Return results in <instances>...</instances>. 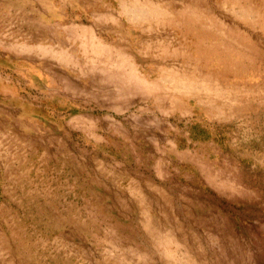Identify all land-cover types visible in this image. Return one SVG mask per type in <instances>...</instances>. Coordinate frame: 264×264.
Wrapping results in <instances>:
<instances>
[{"label":"rangeland","instance_id":"obj_1","mask_svg":"<svg viewBox=\"0 0 264 264\" xmlns=\"http://www.w3.org/2000/svg\"><path fill=\"white\" fill-rule=\"evenodd\" d=\"M257 1L0 0V43L18 50L26 47L31 39L28 19L24 20L28 16L30 20L36 17V30L38 15L42 20L43 15H70L71 19L62 20L68 23L65 32L76 35L87 29L88 37L79 34L84 38L79 45L47 46L35 54L63 60L64 75L79 83L83 82L80 73L86 74L89 64L106 60L117 68H129L121 75L106 74L115 82L126 78L127 93L144 90L146 83L135 71L137 63L157 72L146 86L150 94L158 82V92L153 91L150 98L158 108L142 111L140 101H132L122 114L105 120L100 116L94 125L77 123L80 117L74 114L87 110L86 103L80 99L81 109H74L70 104L74 100L65 94L85 96L86 92L84 86L79 91L77 85L70 89L63 77L64 96L56 102L61 101L63 124L66 118L68 123L61 133L53 138L44 131H20L27 125L17 118L14 131H0V261L11 252L21 262L49 264V257L62 255L52 237L67 231L78 239L79 264H264V7L258 8ZM99 12L107 16H89ZM181 15L194 21L202 35L220 33L223 42L228 41L225 35L230 30L234 39L255 45L261 56L257 54L252 64H223L224 58L208 54L214 39L175 22ZM124 23L126 37L119 31ZM122 38L129 46L126 50ZM32 39L39 40L37 36ZM81 62L84 66L77 68ZM14 72L16 96L34 101L37 88L29 85L27 77L21 79L19 69ZM182 91L185 95H180ZM104 125L112 129L111 135L104 133ZM183 151L194 152L197 159L189 160V152ZM28 155L35 158L38 173L45 167V158H52L49 173L63 172L64 185L76 173L80 184L88 182H83L87 176L96 179L99 189L91 194L80 189L77 204L73 202L72 208L78 207L77 226H46L49 218L53 217L50 223L54 225L59 221L53 212L43 210L39 204L43 197L8 196L15 183H22L25 167L21 162ZM122 171L153 174L156 180L168 181L171 194L153 191L148 199L150 209L144 207V212L134 214L141 221L118 219V213L105 221L102 217H110L112 205L106 204L100 188L103 174ZM9 201L18 206L15 224L8 227V217L13 218L6 208ZM30 202L28 211L20 208ZM63 202L62 217L66 207L71 208ZM125 203L129 211V202ZM146 204L141 197V206Z\"/></svg>","mask_w":264,"mask_h":264},{"label":"crops","instance_id":"obj_2","mask_svg":"<svg viewBox=\"0 0 264 264\" xmlns=\"http://www.w3.org/2000/svg\"><path fill=\"white\" fill-rule=\"evenodd\" d=\"M103 12H99L97 15H89L92 19H104V16L101 15ZM22 16V15H21ZM26 15H23V17ZM36 16V15H32ZM83 16V15H82ZM80 16L77 15V18L83 19V17L87 16ZM30 17V16H28ZM28 19V26L27 28L30 30L28 34H30V43H27L26 47L22 48L20 51L15 48V45L11 46L9 43L2 44L0 43V131L1 132H12L15 130L16 118L21 122V124L27 125L25 128H21L20 131H30L34 133H39L44 131L47 137L57 135V133L62 132V128L64 124L68 123L66 118V123L63 124V117L65 116L63 106L59 101V97L63 95V77L66 79V83L71 86L70 89H74L75 85L79 88H83V91L86 92L85 96L83 93H79V95H69L65 94L67 99L74 100L71 101L70 104L74 106V109H81L79 105V100H84L86 103L87 110L82 109V111L76 112L74 116L80 117L77 123L82 122H93L95 125V121L100 116H103L104 120L105 117L110 118V115H118L122 114L129 103L132 101H140L141 106L140 109L143 111L158 108L154 106L153 101V91L158 92V82H156L155 90H152L150 94L146 89L147 83L154 80L155 76H157V72L151 71V69L144 65L137 63V71L138 77L140 81L143 83L145 82V87L143 89H137L134 92L127 93L125 89L127 88L126 78L122 79L119 78V82H115L111 77L106 76V74L111 73H123V71H127L129 68L124 66V68H120L116 65H113L110 61H103L102 63L96 64H89L87 66L88 71L86 74L80 73L81 78L83 79L82 83L76 82V80L72 76L64 75L62 61L57 62L55 60H48L46 57V53L43 55L35 54L36 51L42 52L43 47H62L61 45H66L70 43L80 44V41L84 39H80L79 34H84V37H88L89 32L82 31L80 33H75L76 35H71L66 33V29H64L68 23L63 22L62 20L70 18V15H43L44 20L41 19L40 15L37 17V29L35 30L36 26V17ZM109 17V16H108ZM179 18V17H178ZM71 19V18H70ZM91 19V20H92ZM33 20V21H32ZM69 20V19H68ZM174 20H178L174 18ZM125 23L123 25H119V31L123 32L124 37L127 36V29L125 28ZM33 26V27H31ZM96 30H94L95 32ZM66 33V34H65ZM38 37V41L32 38ZM44 39V40H43ZM124 39H121V43L124 45V49L126 50L129 46L123 42ZM34 42V43H32ZM119 40L113 41V44H117ZM50 43V44H46ZM131 45V44H130ZM13 47V48H12ZM165 48V47H163ZM122 49V48H121ZM46 50V49H45ZM51 51H57L55 48H51ZM164 50V49H163ZM62 54V53H61ZM60 54V55H61ZM210 54L219 56L217 53L211 52ZM62 57V55H61ZM80 60L79 56L76 60ZM59 60V59H58ZM77 60V61H78ZM109 60V59H108ZM151 63H154L151 61ZM77 68L83 67V62L78 63L75 65ZM17 68L21 71V79H24V76L28 78L29 85L32 87H36V91H38V95L34 96V101H30L27 98H22L21 96H16L15 91V77L16 74L14 69ZM91 68V69H90ZM96 68V69H95ZM136 68V67H135ZM103 75V76H101ZM264 76V75H263ZM85 81V82H84ZM132 84V83H131ZM152 84V82H151ZM150 85V83H149ZM132 86V85H131ZM29 89H31L29 87ZM54 89V90H53ZM82 91V92H83ZM150 94V95H149ZM158 94V93H157ZM180 95H182L180 93ZM37 98V99H35ZM159 99V97H158ZM159 101V100H158ZM49 103L50 105H48ZM97 106H101L102 110H98ZM29 110L27 113L26 110ZM174 109V108H173ZM209 109V108H208ZM185 111H189L185 109ZM141 111V113H142ZM51 117L50 119L47 117ZM83 117V118H82ZM72 119V118H70ZM72 122V121H71ZM81 123V124H82ZM93 128V131L96 129ZM111 130L106 128L105 125L103 127L104 133H108L111 135ZM19 131V130H18ZM32 149L33 146H30ZM28 150L27 153L30 155L31 150ZM181 151V150H180ZM189 152L190 158L189 160L195 157L194 152L190 151H183ZM28 156H24L21 162L24 165L25 170H23L22 175L23 178L21 180L22 183H18L13 185L11 189L7 192L8 196H11L14 199L15 196L22 195L23 197H32V196H40L43 197V201H40L39 204L43 206V210L46 212H53L55 221H59L57 224H52V218H49L46 224L48 227H60V228H70L72 229L75 225L77 226L78 221V207H73V202L75 201L76 197H78L79 191L85 190L88 193L95 192V190L99 187L96 186V179L93 177L87 176V178H83V182L88 180L87 183L80 184L79 179L77 177V173L74 177L70 178V182L68 185H64V174L63 172H58V174H53V176L49 173V166L50 164L54 163L52 158H45V167L42 172L38 173L39 168L36 167L37 162L35 158H30ZM186 156V157H187ZM184 158V157H183ZM187 159V158H185ZM39 160V159H36ZM183 160V159H181ZM61 162L59 161L58 164ZM181 162L180 164H182ZM181 171V170H180ZM89 175V174H88ZM92 179L94 181H92ZM97 181L100 183L99 179ZM102 183H100V188L103 193L105 199H107L106 204H111L110 209V217H102L105 221L109 219H114L112 215L115 213L119 214L118 219H128V221H136L137 219L134 215L135 212H144L142 208L147 207V211L150 209V205L148 204V199L152 197L151 194L153 191H157L156 194L159 192L162 195H170L169 194V182L168 181H159L156 180V177L153 174L145 175L143 173L138 172H129L125 173L122 171L120 173H113L105 172L103 174ZM18 182V181H14ZM95 182V183H94ZM141 197L146 201L145 206H141ZM11 199V200H12ZM25 200V198H24ZM70 203V207H66L65 216L62 217L63 212V205L64 201ZM30 201V200H29ZM70 201V202H69ZM128 201L129 204V211L126 210V203ZM152 203V200H151ZM12 201L6 205L7 212L12 213L13 218H9L6 221V225L14 226L15 219H14V212H16V206L18 204ZM30 203H23L20 207L23 211H28L30 209ZM1 205V204H0ZM76 208V209H75ZM19 211V210H18ZM74 211V215H73ZM126 212L128 214H126ZM132 214H130V213ZM93 217V225H96L95 216ZM98 218V217H96ZM141 219V217H140ZM99 220V218H98ZM2 221V220H1ZM100 221V220H99ZM141 221V220H139ZM74 225V226H73ZM110 226L115 225L113 223L109 224ZM114 227V226H112ZM52 241L57 244L56 250L58 252H62L61 257L48 258L47 262L49 264H79V247L78 239H75L72 235L64 231V233H60L52 237ZM5 261H0V264H28V262L20 261L19 259L16 260L14 253H6ZM86 257L85 259H89V256L83 255L82 258Z\"/></svg>","mask_w":264,"mask_h":264},{"label":"bare ground","instance_id":"obj_3","mask_svg":"<svg viewBox=\"0 0 264 264\" xmlns=\"http://www.w3.org/2000/svg\"><path fill=\"white\" fill-rule=\"evenodd\" d=\"M257 2H258V8L264 7V0H258ZM260 10L258 9L256 11V13H258L259 15H261L260 12H259ZM154 11L159 12V9H156ZM195 11H196V9H195ZM198 11H200V10H198ZM178 20L183 24V26H184V28L186 30L196 32L199 36L202 35V33H199L200 31H198L199 29H197L199 27L196 25V23H194V21L188 22L187 20H185L184 15H181L178 18ZM174 21L177 22V20H174ZM208 26H209V24H208ZM229 31H228V33H229ZM228 33L225 35V37L228 39L227 42H223L222 41L223 36L221 37L220 33L218 35L217 34L216 35H211V34H208V33H205V34L202 35V37L205 36L206 39L212 38L215 41V42L213 41L214 43H212L211 45L208 44L209 45L208 46V54H210L211 52L217 53L220 57L224 58L223 64H226L224 62H228L229 64H233V65H239V64H241V62H245V63L249 62V63L252 64V63H254L257 60L258 55H259V57L261 56V54H260L261 51H259L258 48H256L255 45H249V44L246 45L244 43L245 40L241 41L237 37L234 39V37L229 35ZM226 57H229V60ZM184 91H186V90H184ZM181 94L185 95V93L183 91H182ZM187 94H189V93L187 92Z\"/></svg>","mask_w":264,"mask_h":264}]
</instances>
